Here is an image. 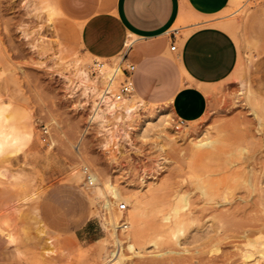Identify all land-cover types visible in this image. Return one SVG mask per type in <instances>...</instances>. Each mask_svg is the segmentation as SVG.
I'll list each match as a JSON object with an SVG mask.
<instances>
[{"label":"rangeland","instance_id":"obj_1","mask_svg":"<svg viewBox=\"0 0 264 264\" xmlns=\"http://www.w3.org/2000/svg\"><path fill=\"white\" fill-rule=\"evenodd\" d=\"M210 1L178 0L173 27L214 25L238 45L233 74L206 89L205 116L178 128L168 104L134 100V118L123 117L110 137L94 115L100 95L84 92L81 70L102 91L107 80L96 62L116 66L124 51L90 53L60 0L55 16L44 10L54 0H0V105L21 130L29 123L34 131L25 151L0 156V224L12 217L0 237L15 236L1 263L242 264L241 249L264 251V0H224L207 12ZM251 21L256 35L246 31ZM134 194L146 213L130 248L129 228L114 224L125 223V198Z\"/></svg>","mask_w":264,"mask_h":264},{"label":"crops","instance_id":"obj_2","mask_svg":"<svg viewBox=\"0 0 264 264\" xmlns=\"http://www.w3.org/2000/svg\"><path fill=\"white\" fill-rule=\"evenodd\" d=\"M226 4L210 1L206 11ZM60 5L81 24L90 53L111 58L124 51L136 66L134 93L144 102L168 104L178 121L202 119L209 107L206 89L227 79L237 66L238 45L227 30L214 25L173 29L178 0H60ZM253 24H246L250 35H256ZM93 232L86 227L84 238L91 239ZM10 242V237H0V256Z\"/></svg>","mask_w":264,"mask_h":264},{"label":"bare ground","instance_id":"obj_3","mask_svg":"<svg viewBox=\"0 0 264 264\" xmlns=\"http://www.w3.org/2000/svg\"><path fill=\"white\" fill-rule=\"evenodd\" d=\"M54 4L56 6L57 13L61 14V11L58 7L57 0H54ZM219 24L222 25L223 27H228L225 23H219ZM112 68L113 67H105L104 66V71L101 75L102 76L101 78L103 80H107L112 75V72H113ZM81 74H82V77L80 79V82H81L82 86L84 87V92L86 94L93 93L95 95L96 94L100 95L99 96L100 101L97 102L95 104V107H94V115L101 118V124H102L101 127H103L104 130H106V132H108L110 137H112V134H111L112 128L119 126L121 123V119L123 117L131 118V119L134 118V116H135L134 114L136 113V109H137V106H136V103H134V100H140L141 102H144V101L141 100L134 92L131 94L132 98H130V99L127 97H124L121 100L114 99L113 92L112 91L107 92L106 89L104 90V92H103V90L100 91V89L97 85L98 83H96L93 79H91V77L87 74V72L85 70H81ZM89 96H91V95H89ZM85 97H87V95ZM103 105H104V107H102ZM6 112H7V107L4 106L3 104L0 105V142L5 143V144H12L13 141H15L16 139H18L24 135L31 137V140H32V137L34 135L32 124L28 123V125H27L28 128L21 130L22 127L20 128L19 126H17L16 122H15L16 124L11 122V119L7 116ZM13 117H14V114H13ZM13 121H15V120H13ZM12 151H13V149H6L5 150L6 156L9 153H12ZM5 154L0 155V156L2 157ZM1 169H3V168H1ZM5 172L6 171L0 170V175H5L6 174ZM95 186L96 187H94V188L96 190V193L101 195L102 194L101 187H99L97 185H95ZM110 192L115 197L121 198L122 194H120L119 190L111 189ZM134 195H136V194H134ZM135 198H134V201L132 199L130 200L128 198H125V199H127L128 203H130V205H131V209L128 212L127 217L125 218V220H126L125 223L123 225H117L116 223L114 224L115 229H117L119 226H122V227L124 226L125 228H129V230L126 234V238L130 242V244H129L130 248H133V244H132L133 240L134 241L137 240L138 237L141 235L142 228L144 225V217H145V213H146V210L143 206V203H144L143 197L136 195ZM110 201L108 200V202L106 203L107 206H111ZM16 214H18V212ZM168 215L169 214H166L162 217L161 221L163 223H164V221H166V222L169 221L170 217ZM11 220H12V217L8 218V221H11ZM8 221L6 219L4 221L5 223H3V221H2V224H0V228L3 226V224H6V222L8 224ZM178 222H179V220H178ZM9 225H10L9 227H11V224H9ZM5 226L7 228H9L8 225H5ZM177 226H178V224H177ZM10 229L12 230L14 228H10ZM8 232H9V230H8ZM6 233H7V231H6ZM13 233H15V232H13ZM15 235L18 236L17 234H15ZM7 236L10 237L14 241V238H15L14 234H11L9 232V233H7ZM116 241H117V243H119L120 239L116 238ZM239 249H241V248H239ZM238 252H237V254H238ZM120 254H119V256H120ZM234 255H236V254H234ZM238 255L240 257V260L242 261V264H263V262H264V251L253 252L250 250L245 251L244 249H241V251Z\"/></svg>","mask_w":264,"mask_h":264},{"label":"built area","instance_id":"obj_4","mask_svg":"<svg viewBox=\"0 0 264 264\" xmlns=\"http://www.w3.org/2000/svg\"><path fill=\"white\" fill-rule=\"evenodd\" d=\"M177 44L174 43L172 46V49L175 50L176 49ZM135 64H132L130 62H128L126 60V55L124 54L121 62H119L116 66H113V72L112 75L107 79L106 81V86L103 89H106V91H112L114 86H115V82H117L118 80V76H121V80L119 81V88H118V93H116L115 95H113L114 99L117 100H121L122 98H124L127 94H131L134 92V85H133V80H132V76L135 70ZM104 71V63L102 62H96L95 66H94V72L97 73L99 76L102 75ZM100 101V98L98 100V102ZM184 122L179 120V125L177 126L179 128L180 125H182ZM47 135H48V130L47 128L44 129L43 132V136H44V140L47 139ZM82 173L83 176L86 180L87 183H89V185H93L94 184V172L93 170L89 167V166H85L82 169ZM127 208V204L126 203H121L119 205V209L124 211Z\"/></svg>","mask_w":264,"mask_h":264},{"label":"snow or ice","instance_id":"obj_5","mask_svg":"<svg viewBox=\"0 0 264 264\" xmlns=\"http://www.w3.org/2000/svg\"><path fill=\"white\" fill-rule=\"evenodd\" d=\"M44 10L45 12L49 13L51 16L57 15V10H56L55 5L46 7ZM30 140H31V137L24 135L16 139L15 141H13L12 144H5V143L0 142V155L5 154L6 149H13L12 151L13 155H16L18 152L25 151L28 147Z\"/></svg>","mask_w":264,"mask_h":264}]
</instances>
